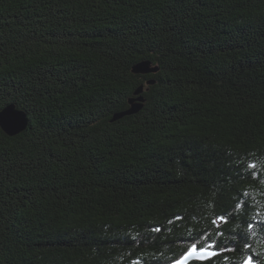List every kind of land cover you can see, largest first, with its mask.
<instances>
[{
	"label": "trees",
	"instance_id": "trees-1",
	"mask_svg": "<svg viewBox=\"0 0 264 264\" xmlns=\"http://www.w3.org/2000/svg\"><path fill=\"white\" fill-rule=\"evenodd\" d=\"M9 104L0 264H264V0H0Z\"/></svg>",
	"mask_w": 264,
	"mask_h": 264
},
{
	"label": "snow or ice",
	"instance_id": "snow-or-ice-1",
	"mask_svg": "<svg viewBox=\"0 0 264 264\" xmlns=\"http://www.w3.org/2000/svg\"><path fill=\"white\" fill-rule=\"evenodd\" d=\"M20 122L14 118L0 120V128L4 131H8L10 127L18 125ZM223 217H221L222 219ZM215 224V221L212 222ZM249 227L251 225L249 224ZM153 231L159 232V228L153 229ZM190 246L182 251L179 258H174L173 264H188V261L192 257H196L199 260H208L209 258L216 257L220 253L214 250L217 247V242L211 238V234H200V236L191 235ZM202 237V239H201ZM247 248L248 245L245 244ZM223 251V249H221ZM245 264H252L251 257L246 260Z\"/></svg>",
	"mask_w": 264,
	"mask_h": 264
},
{
	"label": "water",
	"instance_id": "water-1",
	"mask_svg": "<svg viewBox=\"0 0 264 264\" xmlns=\"http://www.w3.org/2000/svg\"><path fill=\"white\" fill-rule=\"evenodd\" d=\"M157 70H158V66L152 65L150 61L139 62L133 66L134 72L147 73V72H155ZM140 91H142V88L140 89ZM138 99L141 100L142 98L139 97ZM133 101H135V99H131V102H133ZM141 107H142L141 103H133L132 107L128 110L127 113L135 112L138 109H140ZM9 118H14L20 122L18 125L10 127L8 129V131H6L9 134H11V135L16 134V133L24 130L27 127V124H28L27 113L24 110L18 109L15 104H9L5 108L0 110V120L5 119L7 121ZM193 259H197V258L192 257L188 261V263ZM169 264H173V262H171ZM252 264H254V262H252Z\"/></svg>",
	"mask_w": 264,
	"mask_h": 264
}]
</instances>
